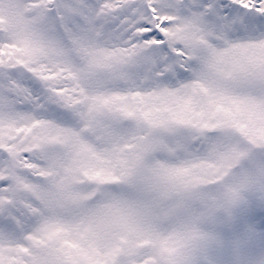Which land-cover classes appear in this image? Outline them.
Here are the masks:
<instances>
[{
  "label": "snow or ice",
  "instance_id": "obj_1",
  "mask_svg": "<svg viewBox=\"0 0 264 264\" xmlns=\"http://www.w3.org/2000/svg\"><path fill=\"white\" fill-rule=\"evenodd\" d=\"M0 264H264V0H0Z\"/></svg>",
  "mask_w": 264,
  "mask_h": 264
}]
</instances>
